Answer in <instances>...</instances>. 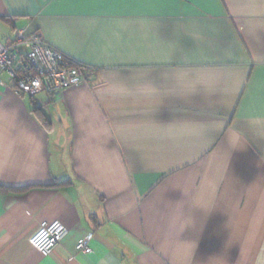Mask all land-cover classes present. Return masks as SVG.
<instances>
[{
	"label": "crops",
	"instance_id": "crops-1",
	"mask_svg": "<svg viewBox=\"0 0 264 264\" xmlns=\"http://www.w3.org/2000/svg\"><path fill=\"white\" fill-rule=\"evenodd\" d=\"M18 30L92 78L0 73V264H264V0H0Z\"/></svg>",
	"mask_w": 264,
	"mask_h": 264
},
{
	"label": "built area",
	"instance_id": "built-area-1",
	"mask_svg": "<svg viewBox=\"0 0 264 264\" xmlns=\"http://www.w3.org/2000/svg\"><path fill=\"white\" fill-rule=\"evenodd\" d=\"M15 35L13 43H0V73L8 76L17 95L34 97L41 92H48L59 96L68 89L84 85L92 78L90 67L67 58L40 36H28L20 30ZM67 234L68 230L62 222H43L39 233L31 240V245L42 256L48 257ZM92 238L93 234L88 233L81 239L76 244V253L90 254Z\"/></svg>",
	"mask_w": 264,
	"mask_h": 264
},
{
	"label": "trees",
	"instance_id": "trees-1",
	"mask_svg": "<svg viewBox=\"0 0 264 264\" xmlns=\"http://www.w3.org/2000/svg\"><path fill=\"white\" fill-rule=\"evenodd\" d=\"M72 65H74V64H72ZM69 184H70V182L66 181V182L60 183L58 186H67ZM0 190L5 193V192H9L10 190H13V189H7L6 187H0ZM25 190L26 189H21V191H25Z\"/></svg>",
	"mask_w": 264,
	"mask_h": 264
}]
</instances>
